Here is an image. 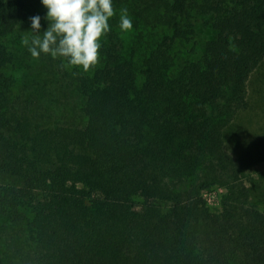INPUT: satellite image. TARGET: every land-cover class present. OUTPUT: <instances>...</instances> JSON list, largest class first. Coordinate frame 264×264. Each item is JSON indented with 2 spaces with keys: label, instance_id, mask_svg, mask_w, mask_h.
I'll return each mask as SVG.
<instances>
[{
  "label": "trees",
  "instance_id": "trees-1",
  "mask_svg": "<svg viewBox=\"0 0 264 264\" xmlns=\"http://www.w3.org/2000/svg\"><path fill=\"white\" fill-rule=\"evenodd\" d=\"M113 6L84 71L23 44L31 17L48 26L41 0H0V264H264V195L225 140L264 63V0ZM55 63L80 93L75 122L23 97L21 69Z\"/></svg>",
  "mask_w": 264,
  "mask_h": 264
},
{
  "label": "rangeland",
  "instance_id": "rangeland-1",
  "mask_svg": "<svg viewBox=\"0 0 264 264\" xmlns=\"http://www.w3.org/2000/svg\"><path fill=\"white\" fill-rule=\"evenodd\" d=\"M26 30L31 31V24L26 26ZM202 30L199 39L203 37L209 38L212 35L210 29ZM20 32L25 37L27 36V34H24L23 29ZM28 33L30 34L31 32ZM21 48H23V45ZM57 60L61 59L58 58ZM53 62L55 61L53 60ZM66 71L68 69L65 66L60 71L56 63L52 69L44 71L41 67L32 72L23 68L20 71V77L22 78L21 87L25 88L28 85H32L23 97L31 99L33 95L42 92L52 109H68L69 113L64 119L75 122L78 109L80 110V107H78L81 104L80 93L75 88L73 80L66 78L69 76L68 73H64ZM57 73L60 74L57 75ZM31 76H40V78L36 79L43 84L32 83L30 81ZM37 86L42 87L38 88ZM248 101L247 109L238 113L234 121L226 129L225 140L230 152L239 159V162L244 167L248 186L250 187L251 183L249 182L253 179L257 187L256 191L260 195H264V63L251 77ZM225 192L224 188L215 187L202 193L207 205L213 211H218L221 208L222 196ZM4 229L9 228H0V233Z\"/></svg>",
  "mask_w": 264,
  "mask_h": 264
},
{
  "label": "clouds",
  "instance_id": "clouds-1",
  "mask_svg": "<svg viewBox=\"0 0 264 264\" xmlns=\"http://www.w3.org/2000/svg\"><path fill=\"white\" fill-rule=\"evenodd\" d=\"M41 4L47 10L48 26L41 31V17H31L32 37L23 40L31 57L47 55L84 71L94 68L101 58L102 41L111 31L109 21L117 15L114 0H41ZM119 28L122 32L133 28L126 8L119 12Z\"/></svg>",
  "mask_w": 264,
  "mask_h": 264
}]
</instances>
